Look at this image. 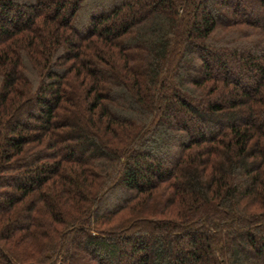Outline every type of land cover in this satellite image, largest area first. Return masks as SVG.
Segmentation results:
<instances>
[{
  "label": "trees",
  "instance_id": "trees-1",
  "mask_svg": "<svg viewBox=\"0 0 264 264\" xmlns=\"http://www.w3.org/2000/svg\"><path fill=\"white\" fill-rule=\"evenodd\" d=\"M0 264H264V0H0Z\"/></svg>",
  "mask_w": 264,
  "mask_h": 264
},
{
  "label": "rangeland",
  "instance_id": "rangeland-1",
  "mask_svg": "<svg viewBox=\"0 0 264 264\" xmlns=\"http://www.w3.org/2000/svg\"><path fill=\"white\" fill-rule=\"evenodd\" d=\"M210 11H212L211 8H210ZM212 12H213V11H212ZM221 12H222V11H221ZM234 66H235V65H234ZM159 157H160V156H158V157H156V158L159 159ZM127 247H128V245H127Z\"/></svg>",
  "mask_w": 264,
  "mask_h": 264
}]
</instances>
